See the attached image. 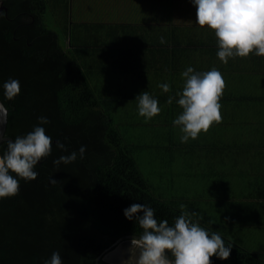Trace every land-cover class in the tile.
Returning a JSON list of instances; mask_svg holds the SVG:
<instances>
[{"label": "trees", "instance_id": "trees-1", "mask_svg": "<svg viewBox=\"0 0 264 264\" xmlns=\"http://www.w3.org/2000/svg\"><path fill=\"white\" fill-rule=\"evenodd\" d=\"M2 1L7 7L0 14L5 135L14 141L41 126L52 139V151L36 165L35 180L16 177L19 193L0 198V264H45L53 252L60 253L62 264H95L98 256L97 264H108L102 255L120 237L142 232L135 219L124 215L133 203L152 207L156 218L170 226L182 213H193L183 205L190 199L159 196L141 172L120 130L125 128L114 116L118 98L99 88L98 68L84 57L92 47L77 44L71 28L69 47L63 49L59 36L43 24V0ZM10 78L21 88L11 100L3 88ZM39 117L49 123L40 124ZM81 146L86 148L83 159L78 154L73 163L54 165L61 156L79 153ZM6 149L2 141L0 155ZM192 219L218 233L225 246L232 245L228 259L213 256L211 264H264L263 253L242 247L201 218Z\"/></svg>", "mask_w": 264, "mask_h": 264}, {"label": "crops", "instance_id": "crops-1", "mask_svg": "<svg viewBox=\"0 0 264 264\" xmlns=\"http://www.w3.org/2000/svg\"><path fill=\"white\" fill-rule=\"evenodd\" d=\"M43 1L44 14L60 7L68 12L65 50L71 28L77 44L92 47L84 57L98 68L99 88L118 98L114 116L125 128L120 130L126 142L134 151L157 156L156 173L166 177L165 188L174 186L177 170L172 168L177 162L183 167L175 165L177 173L200 183L189 198L182 194L186 189L174 193V188L164 196L190 199L183 205L191 207L197 218L264 255V56L253 52L223 63L217 56L214 30L196 23L191 0ZM161 37L166 43H160ZM188 67L199 73L216 68L226 87L219 101L222 121L182 143L183 133L173 121L182 114L176 93L182 92V73ZM165 83L170 85L167 93L159 87ZM143 91L161 108L151 120L138 112L136 97ZM170 96L172 104L167 103ZM206 195L212 201L206 203L209 211L202 208ZM226 230L235 234L228 236Z\"/></svg>", "mask_w": 264, "mask_h": 264}, {"label": "clouds", "instance_id": "clouds-1", "mask_svg": "<svg viewBox=\"0 0 264 264\" xmlns=\"http://www.w3.org/2000/svg\"><path fill=\"white\" fill-rule=\"evenodd\" d=\"M196 7V23L214 30L218 41V58L227 63L229 58L247 57L255 52L264 56V0H191ZM160 43H166L163 37ZM185 79L182 92H177L176 101L182 114L173 121L183 133L182 143L195 140L201 132H207L213 123L222 121L220 99L226 87L222 73L216 68L203 73L195 72L188 67L182 73ZM167 93L170 85H159ZM4 95L11 100L20 93V83L9 79L3 85ZM138 100L139 115L151 120L159 115V102L147 91L140 93ZM168 104L173 103L169 97ZM0 111L6 117L7 110L0 105ZM40 124H47L46 117H39ZM4 120L0 118V124ZM6 151L0 155V198L15 196L19 193V180H35L38 173L36 165L48 157L52 151V139L41 126L25 136L8 140ZM57 147L66 150L65 145L57 143ZM86 148L81 146L79 153L72 152L61 156L53 163L70 164L76 161L77 155L83 159ZM11 173H15L13 176ZM52 183L57 181L51 179ZM184 206L181 205V208ZM143 213V215H138ZM127 219H135L142 229L131 239L128 257L123 264H211V257L226 260L230 257L232 245L225 246L218 233H209L198 221L192 219L196 213H182L170 226L166 220H158L155 210L145 204L133 203L124 210ZM138 237V238H137ZM171 253V259H169ZM45 264H62L59 252H53Z\"/></svg>", "mask_w": 264, "mask_h": 264}, {"label": "rangeland", "instance_id": "rangeland-1", "mask_svg": "<svg viewBox=\"0 0 264 264\" xmlns=\"http://www.w3.org/2000/svg\"><path fill=\"white\" fill-rule=\"evenodd\" d=\"M68 20H69L68 19V12L65 9V7L53 8L51 10L48 9L47 13L42 15V21H43L44 26L47 29L55 30V32L58 33L59 45L63 49L68 46L66 44V36H65L67 33V31H66L67 26L69 25ZM135 156H136L137 162L139 163V167H140L142 173L147 178L148 182L150 183L151 187L154 189L156 194H161L164 196L166 194L173 193L171 191L173 188H174V193H177V192L180 193L183 189H186V191L182 192V194H184V196H187V198H189V196H192L193 194H195V192H196L195 189H197V187L200 186L199 182H197V181L193 182L192 181V179H191L192 177L187 176L185 174L181 175V173H177V171H180V169L178 170V168H176L175 165H179L180 168L183 169L182 164L177 162L173 165V168H172L173 170H177L174 177H173L174 180H172L174 186H172L170 189L165 188L164 183L167 182L166 177H163L161 175H158V173H156V170H157L156 166L159 164V163H157V159H156L157 156L153 158L151 156V153H149V151H142V150L141 151H135ZM200 194H203V193H200ZM203 195H205V194H203ZM207 196H209V195H206V198L202 199V201L205 203V204L204 203L202 204L203 211L204 210L209 211L210 206L208 204L212 203L211 198H207ZM165 198H168V197H165ZM206 203H208V204H206ZM220 207H222V206H219V208ZM213 211H215V210H213ZM217 212H219V211L217 210ZM207 213H209V212H207ZM214 213L215 212H213V215H214ZM236 232H238V231H236ZM225 233L228 236L235 234L234 232L232 233V231H228V230H226ZM263 248H264V246H263ZM259 249H260V247L254 249V250H259ZM248 250H252V247Z\"/></svg>", "mask_w": 264, "mask_h": 264}, {"label": "water", "instance_id": "water-1", "mask_svg": "<svg viewBox=\"0 0 264 264\" xmlns=\"http://www.w3.org/2000/svg\"><path fill=\"white\" fill-rule=\"evenodd\" d=\"M2 11L6 12L7 7L3 5V1L0 0V14ZM0 105L3 106V109L7 110V108L4 106L1 99H0ZM7 114H8V110L6 113V117L3 116L2 111H0V118L4 120V123L0 124V143L2 141L13 140L10 136L5 135L6 127H7ZM133 236L134 235H125V236L120 237L113 244V247L102 255V259L108 264H123V260H126L127 259L126 256L129 255L128 249L130 247L131 239L133 238ZM99 259H100V256L96 258L95 264H97ZM169 259H171L170 256H169Z\"/></svg>", "mask_w": 264, "mask_h": 264}, {"label": "flooded vegetation", "instance_id": "flooded-vegetation-1", "mask_svg": "<svg viewBox=\"0 0 264 264\" xmlns=\"http://www.w3.org/2000/svg\"><path fill=\"white\" fill-rule=\"evenodd\" d=\"M2 13V12H1ZM126 257H128V256H126ZM124 261V260H123Z\"/></svg>", "mask_w": 264, "mask_h": 264}]
</instances>
